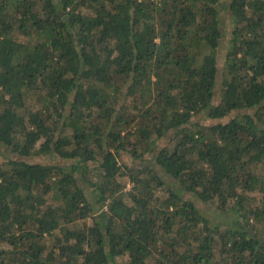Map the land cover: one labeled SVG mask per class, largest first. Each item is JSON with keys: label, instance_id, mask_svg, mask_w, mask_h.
Listing matches in <instances>:
<instances>
[{"label": "trees", "instance_id": "obj_1", "mask_svg": "<svg viewBox=\"0 0 264 264\" xmlns=\"http://www.w3.org/2000/svg\"><path fill=\"white\" fill-rule=\"evenodd\" d=\"M0 156V264H264V0H0Z\"/></svg>", "mask_w": 264, "mask_h": 264}, {"label": "rangeland", "instance_id": "obj_2", "mask_svg": "<svg viewBox=\"0 0 264 264\" xmlns=\"http://www.w3.org/2000/svg\"><path fill=\"white\" fill-rule=\"evenodd\" d=\"M223 25H224V29H225V36H224V41L221 45V49H220V54H219V67L222 69L223 65H224V61H225V54H226V50L228 47V41L230 39V31H231V23L229 22L228 16H226L225 18L223 17ZM196 120L201 121L202 123L206 124V125H210L216 122V120L213 119H209L208 117H203V116H197L195 117ZM168 142H170L169 137L166 139H163L162 141H160L159 145L160 146H164L166 145ZM124 161H127L128 163H131V157L128 154H124L122 156ZM3 159V157L0 156V161ZM24 160H27L29 162H42L41 158H36L34 157H30V158H24ZM198 201V200H197ZM199 207H201L204 211H209V214H211V212H215V207L204 204L203 202H198Z\"/></svg>", "mask_w": 264, "mask_h": 264}]
</instances>
